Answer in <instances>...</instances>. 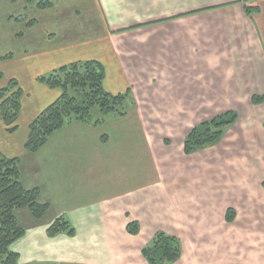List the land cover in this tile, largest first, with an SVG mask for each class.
Here are the masks:
<instances>
[{"label": "crops", "instance_id": "0c3cea01", "mask_svg": "<svg viewBox=\"0 0 264 264\" xmlns=\"http://www.w3.org/2000/svg\"><path fill=\"white\" fill-rule=\"evenodd\" d=\"M50 1L51 6L42 8L38 1L6 0L9 6L21 4L14 20L20 25L17 34L27 37L29 53L18 70L26 68L30 81L27 86L19 75H10L24 94L18 130L7 132L0 118V152L20 158L23 185L39 188L40 200L50 204L46 215L56 216L52 221L35 218L21 238L24 246L16 250L19 262L25 254L26 264L71 262L75 257L96 264L105 253L90 244H109L110 256L114 252L124 259L133 251L144 259L143 247L132 240L146 230L148 216L156 214L153 218L160 220L163 229L174 226L178 207H199V197L193 202L186 196L189 192L201 194L205 200L200 208L208 214L176 236L183 245V237L196 233L195 238L200 236L219 254L224 231L236 223L241 206H234L237 200L229 198L231 192L220 191L224 175L218 174H226L224 165H229L221 160L225 148L216 157L212 152L198 153L216 147L224 136L192 154L185 153L184 143L198 124L235 110L239 117L232 126L234 145L228 147L229 155L234 153L232 172L237 167L256 179L258 170L264 174V159L257 158L264 157V102H253L255 96L264 97V21L259 24L264 0H92L87 23L58 26V12L53 21L56 28H42L41 17L34 13L46 15L57 3ZM245 5L260 10L249 14ZM88 60L103 65L107 91H130L135 105L111 124L68 125L38 151L28 152L30 123L61 93L40 84L38 77ZM242 192L238 187L237 195ZM226 200L227 207L237 211L233 221L226 220ZM211 209H223L222 219L209 218ZM61 215L74 225V236L48 235V226ZM132 219L140 220L137 235L127 230ZM70 240L77 244L75 248L59 246ZM255 254L253 264L264 261V241ZM209 264L215 262L210 259Z\"/></svg>", "mask_w": 264, "mask_h": 264}, {"label": "trees", "instance_id": "16d2710c", "mask_svg": "<svg viewBox=\"0 0 264 264\" xmlns=\"http://www.w3.org/2000/svg\"><path fill=\"white\" fill-rule=\"evenodd\" d=\"M38 5L46 8L52 2L38 0ZM245 10L252 14L260 9L258 6L245 5ZM104 78L103 65L97 60L69 63L39 76V82L49 88L60 89L61 93L30 123L25 149L28 152L38 151L53 134L73 123L98 125L105 123L111 115L126 116L135 105L130 91L113 94L105 89ZM23 94L15 78L0 88V118L9 133L19 128ZM253 102L262 103L264 97L255 96ZM95 108L100 110L102 117L92 118ZM238 117L235 110H228L195 126L185 138V153L192 154L219 142ZM27 206L33 216L39 219L50 209L49 203L40 200L39 188L23 185L20 158L7 157L0 152V264H19L20 254L12 246L25 235L26 229L19 223L15 211ZM234 218V209L229 208L226 220L233 221ZM139 228L140 224L136 221L127 226L128 232L133 235L139 233ZM47 233L50 237L62 233L72 237L76 229L66 216L61 215L48 226ZM182 253L181 239L165 231H157L151 242L141 250L147 264L173 263L181 258Z\"/></svg>", "mask_w": 264, "mask_h": 264}, {"label": "rangeland", "instance_id": "374dc122", "mask_svg": "<svg viewBox=\"0 0 264 264\" xmlns=\"http://www.w3.org/2000/svg\"><path fill=\"white\" fill-rule=\"evenodd\" d=\"M38 0H33L35 4H37ZM57 3H55L54 8H51L46 11V15L34 13L35 16L41 17V26H57V24L53 23L54 21V14H57L59 12L60 14V24L58 26H62L63 23H87V18L90 14V11L93 8V1L92 0H53ZM21 4H15L12 6H9L6 2V0H0V86L4 83V85L9 81L10 75H19L20 81H22L25 85H29V74L26 72V68L24 70H18L19 66H23V63L26 62V56L27 53H29L26 50L27 47V37H22V35L17 34V28L20 27L19 24L16 25V21L14 20V15H19ZM264 7V5H263ZM74 8H79L78 12L74 11L73 14H69V11L72 12ZM64 10L66 12L65 18L62 17L61 14ZM94 10V9H93ZM258 13V11H256ZM264 12V9H263ZM81 15V16H79ZM91 17V14H90ZM93 17V13H92ZM264 15H262L261 19L259 20V24L264 21ZM43 23V25H42ZM49 23V24H48ZM98 29V28H97ZM99 30V29H98ZM100 31V30H99ZM55 42V41H54ZM53 42V43H54ZM38 51H35L33 53H37ZM11 56V57H10ZM42 76V75H41ZM19 79V78H18ZM7 83V85H8ZM42 84V83H40ZM44 85V84H43ZM30 87V86H29ZM53 102V101H52ZM264 110V109H262ZM237 112V111H236ZM102 113L98 108L93 109L92 111V118L97 119L101 116ZM120 117L117 115H111L109 119H107L105 124H111L117 120H119ZM210 120V119H209ZM199 125V124H198ZM233 126V125H232ZM230 126L226 129V133L221 140L220 143L217 144L216 147L209 149L207 151L200 152L198 154H210L212 152V155L216 157V154L220 148H225V154L226 157L221 159L222 161H228L229 165L225 164L223 167L224 169H227L226 174H218V176H223V188L220 187V191L225 190L227 193L231 192L229 194V198H236L237 202H235L234 206H239L240 208L238 212V218L235 224L233 226L227 227V230H225V236H224V242L222 250L219 254H216L214 251H212L208 244L205 243L202 240H199L201 237L195 238L198 234H188L187 239L185 237L182 238L184 242V251L182 257L173 263L169 264H209L210 259L215 262V264H219L220 261H224V259L228 262L225 264H253V261L256 259L254 256H256V252L263 249V241H264V186L262 185V181L264 178V174H261V169L258 170L257 178H255L254 174H245L242 170H239L237 167H235L234 171L232 172L231 166L233 156L229 155L231 151H228L229 146H233L234 142V136L235 133L233 131V127ZM187 137V136H186ZM248 138V135L242 136V138ZM174 144L176 145V142L174 140ZM215 145V144H213ZM212 146V145H210ZM229 147V148H231ZM227 148V149H226ZM246 151L249 152L250 148H246ZM251 151V150H250ZM260 151H258L259 154ZM259 161L261 162L264 157H259L257 155ZM257 159V160H258ZM204 164H207V161H204ZM236 166L239 164V162H235ZM264 164V163H263ZM207 166V165H206ZM264 172V171H263ZM255 181V184H253ZM193 185H196L195 182H193ZM242 186L243 194L240 196L237 195V189L238 187ZM200 188V186H197ZM225 188V189H224ZM186 196L191 199L193 202L198 201L199 207H195L191 205L189 209H182L178 207L176 209V217L177 220H175V224L170 226H164V229L161 226L160 220L157 221V219L153 218V215L151 214L148 216V218L145 221L146 230L143 229V233H141L140 237L134 238L132 241L136 242V247H144L148 243L151 242L152 238L155 236L157 231H165L169 234L173 235H180V231L185 229V232L187 230H190L192 227V224L196 222L197 219H201L200 217L206 216L208 213L207 211L202 212L201 208H204V198H200L201 194L199 193H186ZM228 200L224 201V213H227L229 205ZM201 207V208H200ZM228 208V209H227ZM234 209V213L236 215V209L234 207H230ZM15 214L17 216V219L19 223L27 230L29 227L33 225V221L35 220V217L33 216L32 212L30 211V208L22 207L18 208L15 211ZM131 216V214H129ZM56 216L50 215L49 213L42 218H36L39 221H43L45 218H51L50 221H52ZM223 217V209H219L218 211H213L211 209L209 218L217 220L222 219ZM44 218V219H43ZM47 220V219H46ZM133 221H136L140 224V220L132 219ZM206 220V219H202ZM179 221L181 223L179 224ZM51 223V222H50ZM178 223V225H177ZM182 227V228H181ZM156 231V232H155ZM109 232V230H108ZM140 232V228H139ZM152 232V235H151ZM184 232V231H183ZM150 234V235H149ZM241 236V238H236L237 236ZM20 240V241H19ZM18 242L14 243L12 246L13 250H18L21 248V244L24 246L25 241L24 239H19ZM51 241V240H50ZM71 241V242H70ZM68 241V243L60 242L61 244L59 246L66 249H72L75 248L77 244H74L73 240ZM67 245V246H66ZM85 245V244H84ZM91 247L100 248L105 253L102 259H99L96 264H147V262L139 257L137 252L134 254L133 251L129 253V256H127L124 259L118 258L116 253H112L111 256L109 255V244H90ZM97 251V249H96ZM255 254V255H254ZM103 255V254H102ZM101 256V255H100ZM25 254L23 256V261L19 262V264H26ZM32 264V263H29ZM34 264H40L37 262H34ZM44 264H93L92 262L88 261L86 263H81L80 259L73 258L71 262L68 261H62L61 263H44ZM223 264V263H222ZM256 264H264V261L258 262Z\"/></svg>", "mask_w": 264, "mask_h": 264}]
</instances>
